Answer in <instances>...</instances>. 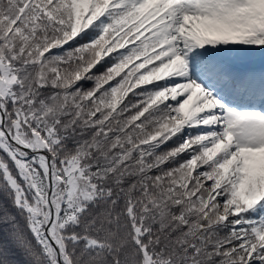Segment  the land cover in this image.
I'll return each instance as SVG.
<instances>
[{
	"label": "snow or ice",
	"instance_id": "1",
	"mask_svg": "<svg viewBox=\"0 0 264 264\" xmlns=\"http://www.w3.org/2000/svg\"><path fill=\"white\" fill-rule=\"evenodd\" d=\"M0 264H264V0H0Z\"/></svg>",
	"mask_w": 264,
	"mask_h": 264
}]
</instances>
